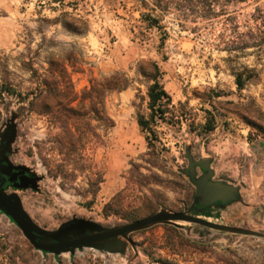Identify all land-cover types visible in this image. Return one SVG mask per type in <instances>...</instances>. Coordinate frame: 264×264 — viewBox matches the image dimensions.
I'll return each instance as SVG.
<instances>
[{"label":"rangeland","instance_id":"obj_1","mask_svg":"<svg viewBox=\"0 0 264 264\" xmlns=\"http://www.w3.org/2000/svg\"><path fill=\"white\" fill-rule=\"evenodd\" d=\"M169 2L162 11L154 0H0V139L15 123L13 160L37 178L17 195L43 230L86 222L54 240L167 211L255 234L158 222L124 237L42 252L0 211V264H264V218L251 226L253 217L238 213L264 207V48L232 50L237 33L247 31L243 15L264 8V0L228 3L212 15L190 0ZM227 14L237 16L238 27ZM146 62L158 64L173 109L186 118L179 125L158 120L154 146L137 124L138 113H149ZM234 72L251 77L242 89ZM115 75L128 79L125 88L108 86ZM95 83L106 87L103 120L93 112L100 106ZM69 107L74 115L66 119ZM208 121L214 129L202 133ZM188 153L209 160L212 180L236 187L237 198L195 204L184 173ZM115 240L125 243L123 252L98 249Z\"/></svg>","mask_w":264,"mask_h":264},{"label":"water","instance_id":"obj_2","mask_svg":"<svg viewBox=\"0 0 264 264\" xmlns=\"http://www.w3.org/2000/svg\"><path fill=\"white\" fill-rule=\"evenodd\" d=\"M16 125L11 122L7 124V127L3 133V138L0 143L1 149L10 150L11 144L14 142L16 137ZM188 166L184 170V173L189 177L190 182L195 187L194 200L195 204L199 206H207L216 202L227 203L233 201L237 198L238 189L233 185L214 181V171L211 169L209 160L198 159L194 160L193 157L188 153ZM199 168L202 173L197 175L196 169ZM36 176L32 175L30 178V183L33 187L36 186ZM0 211L5 214L10 220H12L18 228L21 230L25 238L32 245L35 250L42 252H59L64 249L73 248L77 246L88 245L96 243L102 240H108L115 237H124L127 233L139 229L147 224L158 223V222H188L193 224H200L206 227L244 233V234H255L254 231L242 229L238 227L228 226V225H218L212 222L203 220L198 216L189 215L186 212H158L150 216L144 217L142 219L136 220L134 222L128 223L126 225L108 229L106 231L81 236L72 239H65L56 241L53 243L39 244L37 238H53L60 235L72 227L86 223L83 220H73L69 223L62 225L56 231H46L37 227L27 213L23 210L20 198L17 194L13 197H6L0 194ZM89 223V222H88ZM95 226V224L90 223ZM190 229V227L188 228ZM125 243L121 240H115L103 245L98 246V249L109 252V253H121L125 250Z\"/></svg>","mask_w":264,"mask_h":264},{"label":"trees","instance_id":"obj_3","mask_svg":"<svg viewBox=\"0 0 264 264\" xmlns=\"http://www.w3.org/2000/svg\"><path fill=\"white\" fill-rule=\"evenodd\" d=\"M193 3L199 4L201 6V11L205 14L212 15L217 14V12H225L223 8L228 3L233 2H246L248 0H190ZM155 5L159 7L162 11H168L169 0H154ZM217 9V10H216ZM226 20H233L236 26L238 27L237 16H232L227 14ZM152 26L158 27L157 19L153 20ZM246 28V32L237 33V41H235L234 48L232 50H238L241 53L244 52V49L252 44L257 49L261 50L264 48V8L256 6L254 11L243 15V23ZM230 50V49H229ZM143 76L151 81L147 87V108L149 110L148 115H143L138 113L137 115V124L141 130L146 133V140L150 146H154L152 143V137L155 135V129L153 128L157 121H163L171 125H179L182 121L186 120L183 115H179L175 112L174 106L172 105V100L170 95L165 91L163 85L160 82L161 71L156 62H146L141 69ZM235 83L239 89H242L245 85V82L251 78L249 75H245L244 72H234ZM128 79L125 77L117 78L113 76L106 81L108 86L113 89H123L128 84ZM100 83H95L92 86V92L95 94L94 98L97 100V105L93 109L95 117L97 120H103V108L101 105L102 97L104 94V89ZM75 94L71 93L70 100H75ZM74 109L69 107L65 109V118L69 119L72 117ZM214 129L213 122L208 121L202 126V133L210 132Z\"/></svg>","mask_w":264,"mask_h":264},{"label":"flooded vegetation","instance_id":"obj_4","mask_svg":"<svg viewBox=\"0 0 264 264\" xmlns=\"http://www.w3.org/2000/svg\"><path fill=\"white\" fill-rule=\"evenodd\" d=\"M1 141L2 139H0V143ZM13 155L14 154L11 148L9 151L5 148H0V194H3L6 197H13L18 191H23V189L27 188V186L31 184V176L34 175L30 169L16 163L13 160ZM56 241L60 240L37 238V242L39 244L53 243ZM103 241L105 240L99 242Z\"/></svg>","mask_w":264,"mask_h":264},{"label":"crops","instance_id":"obj_5","mask_svg":"<svg viewBox=\"0 0 264 264\" xmlns=\"http://www.w3.org/2000/svg\"><path fill=\"white\" fill-rule=\"evenodd\" d=\"M213 204H215V203H213ZM213 204H211V205H213ZM264 206V205H263ZM238 208H240L239 207V205L237 206ZM237 208V209H238ZM245 208V207H244ZM247 210H249V211H247ZM251 210V211H250ZM238 213H240V219L242 220V218L243 217H241L242 215H244V214H250L249 216L250 217H253V218H250V220L249 221H247V219H243V221L245 222V220L247 221V224H251V226H252V224L253 225H257L258 224V222L260 221V219L262 218H264V207H254V208H248V209H238ZM256 215H259L258 217H255ZM233 227H236V226H233ZM238 227V226H237ZM238 228H242V229H247V230H251L250 229V227H238Z\"/></svg>","mask_w":264,"mask_h":264}]
</instances>
